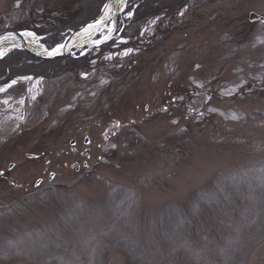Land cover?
Here are the masks:
<instances>
[{"label":"rangeland","instance_id":"1","mask_svg":"<svg viewBox=\"0 0 264 264\" xmlns=\"http://www.w3.org/2000/svg\"><path fill=\"white\" fill-rule=\"evenodd\" d=\"M87 1L0 0V33L54 50ZM132 2L47 59L83 65L5 71L0 264H264V0Z\"/></svg>","mask_w":264,"mask_h":264},{"label":"trees","instance_id":"2","mask_svg":"<svg viewBox=\"0 0 264 264\" xmlns=\"http://www.w3.org/2000/svg\"><path fill=\"white\" fill-rule=\"evenodd\" d=\"M104 0H89L84 5V7L79 10V12L74 16L70 17L69 19L72 20L74 18V23H71L72 27H76L80 24H83L86 21L94 19L103 4ZM133 1V2H132ZM173 0H127L128 4L132 2V4L129 6V10H133V16L135 17L138 12L142 9L143 11L148 10L153 6L155 3L156 6H162L165 3L171 2ZM135 8H133V6ZM68 19V20H69ZM69 20V21H70ZM72 21V22H73ZM50 33V32H49ZM52 34V32H51ZM62 36L58 33L52 34L48 40L46 41L47 47L52 46L55 43H58L61 40ZM22 58V60H20ZM14 59V60H11ZM17 59V60H16ZM28 61V62H26ZM82 60H69L68 63H81ZM65 63L62 61V59H55V60H46V61H36L34 60L30 55H28L25 52H19L15 51L13 53H10L8 57H6L0 64L3 65V67L0 68V73L2 75L5 73L7 69H9L10 72H21L22 74H29L34 77H44V78H50V77H56L58 75L63 74L67 70H71V67H69L70 64ZM83 63V62H82ZM80 65H83V64ZM18 65H21V69L18 68ZM10 66H13L12 68ZM24 68V70H22ZM73 68V67H72Z\"/></svg>","mask_w":264,"mask_h":264},{"label":"bare ground","instance_id":"3","mask_svg":"<svg viewBox=\"0 0 264 264\" xmlns=\"http://www.w3.org/2000/svg\"><path fill=\"white\" fill-rule=\"evenodd\" d=\"M124 2L125 0H107L105 4H108L109 8L105 9V4L102 6L96 22L88 24L74 33L66 44L58 45H62V47H54L56 51L47 50L40 45L39 40L33 34L31 36L21 35L22 32L20 36L3 34L0 36V53H2L0 57L12 49L19 48L28 49L30 52L42 57L57 56L69 53L72 48L79 50L84 46L91 47L99 42H104L112 35L111 20L118 14ZM98 35H101L102 38L95 41Z\"/></svg>","mask_w":264,"mask_h":264},{"label":"water","instance_id":"4","mask_svg":"<svg viewBox=\"0 0 264 264\" xmlns=\"http://www.w3.org/2000/svg\"><path fill=\"white\" fill-rule=\"evenodd\" d=\"M99 15H100V14H99ZM99 15H98L94 20L90 21L89 23L85 24L84 26H86V25H88V24H91V23H95L96 20L98 19ZM258 18H259V17H258L257 15H255V14H253V13H251V14L249 15V19H250L251 21H253V20H257ZM84 26H82V27H84ZM82 27H79V28H77L76 30H73L72 35H73L74 33H76L78 30H80ZM6 33H8V34H13V35H17V36H20V34H21L20 32H1V33H0V36L3 35V34H6ZM68 39H69V37L65 39V41H64L63 44H66V42H67ZM23 50H24L26 53H28L30 56H32V57H34V58H36V59H38V60H47V59L57 58V57H60V56H61V55L50 56L51 58H50V57H42V56H38V55H36V54L30 52L28 49L23 48Z\"/></svg>","mask_w":264,"mask_h":264},{"label":"flooded vegetation","instance_id":"5","mask_svg":"<svg viewBox=\"0 0 264 264\" xmlns=\"http://www.w3.org/2000/svg\"><path fill=\"white\" fill-rule=\"evenodd\" d=\"M20 76H18V74L17 73H15V74H4V75H1L0 74V88H3V89H5V91H4V94H6L7 92L6 91H8L10 88L8 87L7 88V86L9 85V84H11L10 82L12 81V80H14V79H16V78H19ZM33 77V76H32ZM35 78H37V77H33V79H35ZM10 92H11V90H10ZM72 143H74V141H72ZM77 154H82V151H80V153L79 152H76V151H73L72 152V156H75V155H77ZM86 155V154H85ZM87 156V155H86ZM1 173V172H0Z\"/></svg>","mask_w":264,"mask_h":264},{"label":"snow or ice","instance_id":"6","mask_svg":"<svg viewBox=\"0 0 264 264\" xmlns=\"http://www.w3.org/2000/svg\"><path fill=\"white\" fill-rule=\"evenodd\" d=\"M108 8H109V5L105 4V9H108ZM121 11H123V9H121ZM129 15H130V13H129ZM21 35L31 36L32 33H22ZM58 47H62V45L58 46ZM53 51H56V50H53ZM0 54H2V53H0ZM26 79H31V78L29 77V78H26ZM15 83H16V81H12L11 84L8 85V87L10 88L12 86V84H15ZM3 91H5V89L0 88V92H3ZM5 103H6V101H5ZM0 175H2V173H0Z\"/></svg>","mask_w":264,"mask_h":264}]
</instances>
